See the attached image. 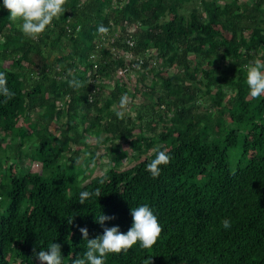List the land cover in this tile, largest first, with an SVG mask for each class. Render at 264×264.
Listing matches in <instances>:
<instances>
[{
  "label": "trees",
  "instance_id": "16d2710c",
  "mask_svg": "<svg viewBox=\"0 0 264 264\" xmlns=\"http://www.w3.org/2000/svg\"><path fill=\"white\" fill-rule=\"evenodd\" d=\"M64 7L33 41L0 0V72L15 93L0 96V264H40L34 250L50 243L71 264L86 251L79 228L89 239L104 227L126 234L131 209L145 204L163 228L157 243L105 264H264V95L250 96L245 67L264 61V0ZM73 77L83 87H69ZM125 94L127 108L148 100L119 119ZM156 149L171 161L154 179L146 166ZM103 157L107 168L90 178ZM97 188L100 197L79 203ZM100 214L115 219L101 226Z\"/></svg>",
  "mask_w": 264,
  "mask_h": 264
},
{
  "label": "clouds",
  "instance_id": "9594fccd",
  "mask_svg": "<svg viewBox=\"0 0 264 264\" xmlns=\"http://www.w3.org/2000/svg\"><path fill=\"white\" fill-rule=\"evenodd\" d=\"M66 0H3V7L10 12V21H21L20 30L29 39L36 41L43 34L53 19H59L66 9L64 5ZM109 29L104 25H99L97 32L101 35L107 34ZM138 67V66H137ZM247 69L246 83L249 87V94L253 99L264 95V61L257 59L252 64L245 66ZM71 75V72H69ZM69 87L80 89L83 87L81 81L73 77L67 81ZM0 96L4 97V103L13 99L15 93L8 87L7 76L5 72H0ZM129 97L127 94L120 98V110L116 112L119 119L126 115ZM155 158L146 166L147 171L155 179L161 174V166H167L171 157L167 150L156 149ZM107 177L101 180L104 183ZM101 190L97 188L93 192L82 191L79 194V203L85 204V201L93 197H100ZM132 226L126 234L122 233L118 226L104 227L103 234L89 239L87 228H79L82 238L87 242L86 251L83 256H77L71 260V264H105V259L109 254L127 253L134 245L139 243V247L144 250H150L160 238L163 228L159 220L148 205H141L131 209ZM115 219L114 216L100 214L96 217V222L101 226L106 221ZM72 220L68 223L71 224ZM232 222L229 218L221 221V227L224 230L230 229ZM79 227V226H77ZM34 255L40 264H63L61 245L50 243L47 251L41 250L38 253L34 250ZM145 264H148L147 260ZM152 264V260H151Z\"/></svg>",
  "mask_w": 264,
  "mask_h": 264
},
{
  "label": "rangeland",
  "instance_id": "374dc122",
  "mask_svg": "<svg viewBox=\"0 0 264 264\" xmlns=\"http://www.w3.org/2000/svg\"><path fill=\"white\" fill-rule=\"evenodd\" d=\"M153 52V51H152ZM170 71H172V70H170ZM170 73V72H169ZM131 79H133V77H130ZM109 89H110V87H108L107 86V88L105 87V91L107 90V91H109ZM106 91V92H107ZM142 97V96H141ZM141 97H137V98H135L134 100H133V104H134V107L133 108H127V110H126V114H129L130 116H132V117H134V115H135V106L137 105V106H139V105H141V104H145L147 101L146 100H148V99H143V98H141ZM135 103H138V104H135ZM27 126V125H26ZM55 128V126L54 125H51V129L53 130ZM91 141H92V144H94V139L92 138L91 139ZM75 145L74 144H72V143H69L66 147H65V149H75ZM117 147H119V144L117 145ZM26 149V148H25ZM97 153H99V154H102L103 153V151L102 150H99ZM66 155H68V154H66ZM65 155V156H66ZM130 160H131V158H125L123 161H122V166L120 167V168H123L124 166H125V164L127 165L129 162H130ZM2 160H0V167L2 168L3 166H4V164L2 163ZM107 163H108V157H103L102 159H99L98 160V162H97V165H96V167H94L93 168V171H92V173H91V175H90V178H92V177H94V176H98V175H101L104 171H105V169L107 168ZM33 165L30 167V169H37V167H39V164H36V162L35 161H33V163H32ZM232 165H234V163H231ZM91 167V166H90ZM88 172V171H87ZM5 203H6V200H5Z\"/></svg>",
  "mask_w": 264,
  "mask_h": 264
},
{
  "label": "built area",
  "instance_id": "2783aa9c",
  "mask_svg": "<svg viewBox=\"0 0 264 264\" xmlns=\"http://www.w3.org/2000/svg\"><path fill=\"white\" fill-rule=\"evenodd\" d=\"M133 31H134L133 27H130V28L127 29V33L128 34H127L126 43H127L128 46H132L133 43H134V41L132 39V36H131V33H133ZM122 55L124 56V59L126 61H129L130 59H132V57H131V55L129 53H122ZM125 71H126V69H123V70L120 69V70L117 71V73L119 75H122Z\"/></svg>",
  "mask_w": 264,
  "mask_h": 264
}]
</instances>
